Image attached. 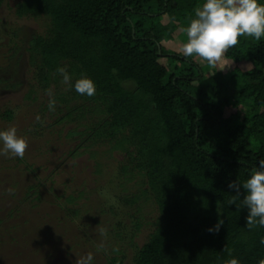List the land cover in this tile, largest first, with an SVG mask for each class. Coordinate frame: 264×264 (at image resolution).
<instances>
[{
	"label": "trees",
	"instance_id": "obj_1",
	"mask_svg": "<svg viewBox=\"0 0 264 264\" xmlns=\"http://www.w3.org/2000/svg\"><path fill=\"white\" fill-rule=\"evenodd\" d=\"M12 1L0 0V7ZM204 3L17 0L14 7L19 19L48 21L45 33L32 37L26 49L36 83L31 93L55 89V110L46 100L44 113L57 118V126H70L66 139L77 145L70 155L85 149L96 157L100 148L123 154L120 175L138 191L122 202L139 214L148 204L158 213L153 233L135 246L134 264L264 259V227L246 225L247 192L237 196L228 187L261 170L264 159V37H241L225 53L234 63L228 75L219 65L209 69L199 57L171 50L176 39L187 42L184 29ZM61 67L71 76V88L62 83ZM85 77L95 84L92 97L75 90ZM4 117L11 121L13 113ZM81 196L67 198L73 215ZM220 219L219 232H209ZM134 227L130 241L143 225L137 221ZM120 253L107 264H124Z\"/></svg>",
	"mask_w": 264,
	"mask_h": 264
},
{
	"label": "rangeland",
	"instance_id": "obj_2",
	"mask_svg": "<svg viewBox=\"0 0 264 264\" xmlns=\"http://www.w3.org/2000/svg\"><path fill=\"white\" fill-rule=\"evenodd\" d=\"M16 2L0 7V131L15 127L28 148L22 159L0 155V264H76L88 253L93 254L92 264H107L116 248L124 264H134L136 247L155 230L158 213L148 204L139 214L122 202L138 191L120 175L123 154L100 148L96 157L85 149L70 155L77 146L66 139L70 126H57V118L44 113L53 95L31 93L36 83L26 49L32 37L45 33L48 21L19 19ZM180 40L169 48L179 51ZM161 62L171 69L166 59ZM218 65L225 75L234 69L226 57ZM249 67L241 66L242 73ZM209 79L210 71L204 84ZM6 112L13 113L11 121L5 119ZM69 196H81L78 215L66 202ZM137 221L143 227L130 241ZM102 228L106 237L100 235ZM101 242L107 251H97Z\"/></svg>",
	"mask_w": 264,
	"mask_h": 264
},
{
	"label": "clouds",
	"instance_id": "obj_3",
	"mask_svg": "<svg viewBox=\"0 0 264 264\" xmlns=\"http://www.w3.org/2000/svg\"><path fill=\"white\" fill-rule=\"evenodd\" d=\"M187 42L182 45L180 52L184 57H199L210 66H217L224 58L225 53L238 45L241 37H253L260 40L264 37V4L259 0H205V3L195 10V18L190 21V26L184 29ZM57 71L63 76L62 83L71 88V76L66 68H58ZM75 90L80 95L92 97L96 93L94 82L89 78H81L75 82ZM51 97L52 90H47ZM49 110H55V100L49 101ZM39 116L37 120L39 121ZM0 142L3 148L0 155L23 158L28 148L25 138L17 135V129L10 127L0 131ZM261 170L254 171L250 178L241 183L238 179L229 183L231 192L241 195V189L247 192L243 198V205L248 209L246 225L249 229L257 226L264 227V159L259 161ZM11 192V189H9ZM232 204L240 207L236 200ZM218 214H221L217 204ZM223 225L220 219L209 232H219ZM100 235L106 237V229H100ZM264 244V240H261ZM107 251L105 244L101 242L97 251ZM113 251H119L118 248ZM93 254L88 253L85 257L78 258L76 264H92ZM228 264H239L233 258ZM264 264V259L259 261Z\"/></svg>",
	"mask_w": 264,
	"mask_h": 264
}]
</instances>
